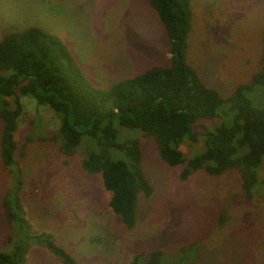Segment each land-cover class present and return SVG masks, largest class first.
Returning a JSON list of instances; mask_svg holds the SVG:
<instances>
[{"label": "rangeland", "instance_id": "rangeland-1", "mask_svg": "<svg viewBox=\"0 0 264 264\" xmlns=\"http://www.w3.org/2000/svg\"><path fill=\"white\" fill-rule=\"evenodd\" d=\"M191 4L186 58L207 85L227 98L261 66L264 0ZM32 26L58 37L91 83L101 88L170 64V41L149 0H0V39ZM247 93L254 106L264 105L263 87L254 86ZM22 102L15 132L18 177L4 163L0 143V250L13 245L15 224L11 225L5 200L10 197L15 207L14 195L21 208L15 211V223L23 226L16 241L29 246L28 264H66L42 243L41 235L68 250L76 264H129L136 254L156 249L182 264H264L263 182H257L248 197L236 169L220 175L199 169L182 179L185 164L164 161L154 137L118 126L119 139L140 140L142 170L153 188L151 195L140 196L136 224L127 228L109 205L111 192L101 174L82 167L92 144L63 155L55 139L60 116L31 96H22ZM226 105L215 118L194 122L193 131L203 136L220 124H233L234 112ZM2 126L0 119V136ZM202 147V137L185 142V159L201 153ZM114 151L113 158L121 159ZM263 174L264 162L258 168L259 177ZM222 209L227 217L220 224ZM25 227L35 233L31 238H23ZM182 246L191 250L180 251Z\"/></svg>", "mask_w": 264, "mask_h": 264}, {"label": "trees", "instance_id": "trees-1", "mask_svg": "<svg viewBox=\"0 0 264 264\" xmlns=\"http://www.w3.org/2000/svg\"><path fill=\"white\" fill-rule=\"evenodd\" d=\"M149 1L165 26L170 41V64L155 65L109 88L91 83L66 45L40 27L11 31L0 39V119L3 121L0 143L4 163L14 169L17 177L20 175L15 159L18 149L15 132L23 113L22 96L49 105L60 116L55 139L59 140L58 148L63 155H74L86 142L97 147L89 149L82 167L101 174L105 188L111 192L109 205L127 228L136 224L140 196L151 195L153 188L142 170L140 140L119 139L118 126L138 129L154 137L164 161L174 166L185 164L182 179L199 169L210 175L236 169L248 197L253 196L257 182L264 183V174L262 178L258 175V168L264 162V105L254 106L247 93L254 86L264 88V50L261 66L251 80L224 98L201 79L186 58L193 17L191 0ZM223 103L234 112L233 124H220L202 133L203 136L193 131L194 122L215 118ZM199 137L203 138L205 149L185 159L182 146ZM112 150L115 157L125 158H113ZM15 183L18 185L19 181ZM11 197L16 198L15 207L8 197L5 208L11 225L15 224L13 245L0 250V264H28L29 246L25 241L17 244V235L23 230V226L15 223L18 217L15 211H21L19 200L14 195ZM226 217L222 209L219 223ZM34 234L25 227L23 238ZM40 237L66 264H76L68 250L55 244L48 235ZM180 249L185 252L191 247ZM129 264L182 263L174 262L167 252L156 249L136 254Z\"/></svg>", "mask_w": 264, "mask_h": 264}]
</instances>
